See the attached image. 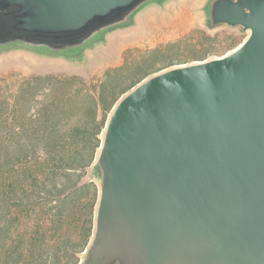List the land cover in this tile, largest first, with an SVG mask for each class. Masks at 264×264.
I'll return each instance as SVG.
<instances>
[{"label": "water", "instance_id": "obj_1", "mask_svg": "<svg viewBox=\"0 0 264 264\" xmlns=\"http://www.w3.org/2000/svg\"><path fill=\"white\" fill-rule=\"evenodd\" d=\"M165 1L0 0V51L76 57ZM206 14L248 37L113 107L87 264H264V0H209Z\"/></svg>", "mask_w": 264, "mask_h": 264}, {"label": "rangeland", "instance_id": "obj_2", "mask_svg": "<svg viewBox=\"0 0 264 264\" xmlns=\"http://www.w3.org/2000/svg\"><path fill=\"white\" fill-rule=\"evenodd\" d=\"M208 1L166 0L163 4H149L137 13L133 25L107 33L76 57H52L23 48L0 51V79L6 78L8 84L16 85L22 78L54 76L74 79L68 90L80 91L81 101L67 104L72 119L69 125H79L82 134L64 143L82 148L85 159L71 167L74 176L68 182L70 201L61 230L50 224L52 229L47 231L57 257L51 254L35 264H80L84 259L95 230L100 194L98 154L95 159L91 155L98 138L102 140L103 133L96 135V125H106L117 102L156 73L224 56L248 37L249 33L241 27L210 28ZM85 95L94 98L95 104L85 100ZM47 211V206L39 204L26 220L23 218L34 220L28 224L0 223L1 257L6 249L20 251L18 235L34 230L38 220L49 214ZM66 240L70 241L65 245Z\"/></svg>", "mask_w": 264, "mask_h": 264}, {"label": "trees", "instance_id": "obj_3", "mask_svg": "<svg viewBox=\"0 0 264 264\" xmlns=\"http://www.w3.org/2000/svg\"><path fill=\"white\" fill-rule=\"evenodd\" d=\"M73 80L34 76L12 86L0 79V223L23 224L39 204L49 212L34 230L18 235L20 251L6 249L1 257L0 250V264H35L51 254L57 257L47 231L50 224L61 230L70 201L68 182L74 176L71 167L85 159L82 148L64 143L82 134L79 125H69L68 104L81 101L80 91L68 90ZM85 100L95 104L89 95ZM96 127V135L102 134L105 125ZM101 142L98 138L91 150L93 159ZM28 219L27 224L34 221Z\"/></svg>", "mask_w": 264, "mask_h": 264}, {"label": "flooded vegetation", "instance_id": "obj_4", "mask_svg": "<svg viewBox=\"0 0 264 264\" xmlns=\"http://www.w3.org/2000/svg\"><path fill=\"white\" fill-rule=\"evenodd\" d=\"M87 255H88V250L86 252V255H85L84 259L81 261L80 264H87V262H88V256ZM113 264H124V263L122 261H120V260H116V261L113 262Z\"/></svg>", "mask_w": 264, "mask_h": 264}]
</instances>
